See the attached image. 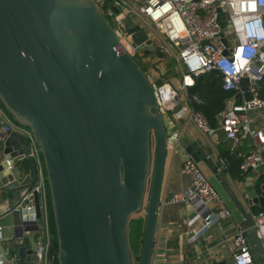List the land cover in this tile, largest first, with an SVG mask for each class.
<instances>
[{
	"label": "water",
	"instance_id": "95a60500",
	"mask_svg": "<svg viewBox=\"0 0 264 264\" xmlns=\"http://www.w3.org/2000/svg\"><path fill=\"white\" fill-rule=\"evenodd\" d=\"M227 18L220 13L223 28ZM128 31L141 53L167 58L147 30L131 23ZM223 42L228 47V40ZM120 46L114 25L94 0H0V104L31 131L41 153L59 264H136L130 225L141 211L146 218L137 264H151L169 136L149 77ZM205 77L188 88L189 95L200 99ZM248 84L244 79V92ZM32 148L20 132L0 140L1 196L19 202L38 183ZM187 152L201 161L192 147ZM19 162L31 168L23 179L15 166ZM217 177L264 264V245L249 210L254 204L264 208V185L241 193L225 175ZM173 197L169 193L168 199ZM32 198L35 216L12 211L0 217V228H13L12 236L1 241L9 244L1 249L4 260L11 254L14 263L38 264L39 240L29 234L43 231L42 213L38 194Z\"/></svg>",
	"mask_w": 264,
	"mask_h": 264
},
{
	"label": "built area",
	"instance_id": "2783aa9c",
	"mask_svg": "<svg viewBox=\"0 0 264 264\" xmlns=\"http://www.w3.org/2000/svg\"><path fill=\"white\" fill-rule=\"evenodd\" d=\"M107 18H114L115 29L121 39L120 49H126L143 67L146 57L137 58L140 46L132 41V32L128 26L135 23L139 29L149 30L156 27L169 43L179 47L176 61L183 69V85L181 88L172 82L162 85L151 82L161 112H173L180 107L181 91L193 87L201 75L218 72L222 80L223 90L229 93L242 92L243 80L249 81L247 93L252 95L243 105H233L229 112L221 113V130L229 139L239 144L243 139L252 142V151L240 165L242 172L264 167L262 152L264 150V130L254 126L250 112L264 110V99L260 97V86L264 82V0H94ZM119 10V14L114 9ZM221 10V12H219ZM220 13L228 16L227 25L222 27ZM133 15V20L128 21ZM228 40V47L223 40ZM167 58L172 54L167 45L159 46ZM228 51V54L225 52ZM148 58V57H147ZM188 78L192 79L188 83ZM191 121L204 134L214 135L208 117L199 111L192 110ZM0 124L4 141L7 133L19 130L30 143V156L39 165V180L28 194H22L21 200L12 206H5L0 217L12 211L26 212L28 217L36 215L33 195L39 196V204L46 229L41 232L36 257L38 264H50L52 236L49 229L48 201L49 187L39 148L35 144L31 131L19 126L8 118L5 110L0 108ZM177 142L178 136L169 138ZM224 164V163H223ZM9 169L13 163L8 161ZM225 165V164H224ZM182 173L193 180V189L186 194L176 196L177 202L200 203L212 212L203 220L201 232L210 228L220 219L229 218L231 212L221 193L210 183L201 166L193 158H187L182 166ZM259 177V174H258ZM30 220V219H29ZM258 238L264 245V208L254 215ZM233 258L235 264H259L247 240V232L236 228L233 233ZM165 262L167 260L165 259Z\"/></svg>",
	"mask_w": 264,
	"mask_h": 264
},
{
	"label": "crops",
	"instance_id": "0c3cea01",
	"mask_svg": "<svg viewBox=\"0 0 264 264\" xmlns=\"http://www.w3.org/2000/svg\"><path fill=\"white\" fill-rule=\"evenodd\" d=\"M147 32L158 47L161 45L170 47L167 42L163 41L166 37L161 32L156 33L150 29ZM171 51V56L164 60L157 58L154 54L147 56L149 73L147 72L146 74L151 82L155 83V81L165 80L181 88L183 85V69L175 60L177 54H173L172 49ZM247 94L243 90L239 93H231V97L224 102L222 111L210 120L215 130L214 135L202 133L191 121V112L195 110L193 108L194 101L200 104H205V102L202 98L197 99L189 95L188 89L181 91L180 107L173 112L164 114L169 138L178 136V140L177 142L171 140L168 144L164 185L158 212L151 264H219L234 259L233 233L236 228H240L243 217L222 189L221 182L217 179V174L221 173L225 175L230 183L243 193L247 186L254 185L260 187L264 185V167L252 171L248 176L245 175V172L241 171V163L252 151V142L249 139H243L239 144H236L232 139H229L221 130L223 119L221 113L225 111L229 112L233 105H243L249 99ZM260 97L264 99V82L260 86ZM215 103L222 105L220 101L216 102L215 100ZM0 108L4 109L1 104ZM5 113L14 122L6 111ZM250 117L254 119V126L264 130V110L252 111L250 112ZM14 123L15 125L17 124L16 122ZM14 132L20 131L15 130ZM2 133L3 126L0 124V136ZM189 147H192L195 149V152L204 156L205 161L200 156L201 161L198 163L212 186L224 197L227 207L231 212L229 218L214 222L210 228L201 232L193 240H191L192 236L200 231L204 218L211 214L212 210L207 209L198 202H177L173 200L176 196L186 194L188 190L193 189L192 178L182 173L184 161L191 157L187 152ZM227 155L232 156V159H226ZM262 155L264 159V150ZM36 164L39 173V165L37 162ZM15 166L20 168L22 179L31 174L29 164L19 162ZM214 169L218 171L217 174L213 172ZM169 193L174 196L172 200L168 199ZM14 204L16 202L10 200L8 196L0 195V211L5 206H12ZM261 209L263 208L255 204L249 208L254 215ZM145 218L144 214L142 218L138 219L136 230H134L135 239L140 243L143 238ZM38 224L42 226L43 231L46 229L43 218L38 220ZM12 233L13 228H0V253L3 247L7 248L9 246V244L4 242L1 243L2 239L6 240L12 236ZM34 235L40 240L41 233L29 234V236ZM255 258L259 264H262L258 255ZM165 259L167 262H165ZM0 264L17 263H14L11 254H8L6 260L0 256Z\"/></svg>",
	"mask_w": 264,
	"mask_h": 264
},
{
	"label": "trees",
	"instance_id": "16d2710c",
	"mask_svg": "<svg viewBox=\"0 0 264 264\" xmlns=\"http://www.w3.org/2000/svg\"><path fill=\"white\" fill-rule=\"evenodd\" d=\"M164 83H166V81L162 80L160 82V85ZM199 95H200V98H202V100L205 102V104H200L194 101L193 108L196 111L204 113L208 117L209 120H212L217 114H219L222 111L224 107V102L228 98L231 97V93L225 92L223 90L221 78L214 73L206 74L205 80L203 81V83L201 84L199 88ZM215 100L216 102L220 101L222 105H217L215 103ZM227 156H226V159L232 157L230 155H227ZM261 210H258L257 213L260 212ZM48 220H49V229H50V233L52 236L50 264H59L58 256H57L58 255V244H57V239H56V228H55L54 219H53L50 194H49V201H48ZM142 242H143V239L141 240V247H142ZM138 261H139V258H138Z\"/></svg>",
	"mask_w": 264,
	"mask_h": 264
},
{
	"label": "rangeland",
	"instance_id": "374dc122",
	"mask_svg": "<svg viewBox=\"0 0 264 264\" xmlns=\"http://www.w3.org/2000/svg\"><path fill=\"white\" fill-rule=\"evenodd\" d=\"M133 17H134L133 15L129 16L128 21L131 22L133 20ZM108 19L112 22V25H114V26L116 25L115 22H114V18L111 17V18H108ZM150 30L154 31L156 33L159 32L156 27H153V29L150 28ZM163 41L168 43L170 48L173 50V54L176 55L179 52V47L174 46L173 44L169 43V41L166 38H164ZM147 56H152V54L148 53V52L137 54V58L141 59V61H142V58H144V57H146L144 59L147 60ZM174 59H171V60H174ZM142 64H143L144 71L146 73L147 72L149 73L148 61L142 62ZM160 82L161 81H155V84H160ZM144 214H145V211H141V213L137 214L135 216V218L133 219V221L131 222V225H130V234H131L130 237H129L130 238V247H131V253H132L133 260H134V262L136 264L138 263V258L140 256V252H141V243L136 241L134 230H136V222L138 221V219L142 218V216Z\"/></svg>",
	"mask_w": 264,
	"mask_h": 264
},
{
	"label": "bare ground",
	"instance_id": "6f19581e",
	"mask_svg": "<svg viewBox=\"0 0 264 264\" xmlns=\"http://www.w3.org/2000/svg\"><path fill=\"white\" fill-rule=\"evenodd\" d=\"M187 82L188 83H191L192 82V79L188 78Z\"/></svg>",
	"mask_w": 264,
	"mask_h": 264
}]
</instances>
